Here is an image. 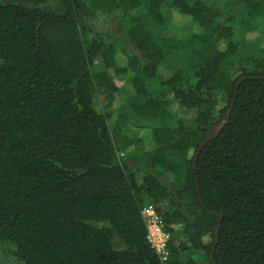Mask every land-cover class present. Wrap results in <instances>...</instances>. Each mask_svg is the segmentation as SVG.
<instances>
[{
  "label": "trees",
  "instance_id": "obj_1",
  "mask_svg": "<svg viewBox=\"0 0 264 264\" xmlns=\"http://www.w3.org/2000/svg\"><path fill=\"white\" fill-rule=\"evenodd\" d=\"M48 1L0 0V246L20 264H264V45L245 46L264 0Z\"/></svg>",
  "mask_w": 264,
  "mask_h": 264
},
{
  "label": "rangeland",
  "instance_id": "obj_2",
  "mask_svg": "<svg viewBox=\"0 0 264 264\" xmlns=\"http://www.w3.org/2000/svg\"><path fill=\"white\" fill-rule=\"evenodd\" d=\"M218 2H224L226 3L227 0H217ZM213 3V1H212ZM46 6L54 11L61 12L64 9V5L61 0H49ZM171 15V14H170ZM174 17V21L176 22L177 26L181 31H186L188 29L192 28V24L188 22L187 20L181 18L180 16H177L176 13H174L172 16ZM96 27L99 30L102 31H114V26L105 24L102 22H96ZM258 34V33H257ZM257 35H251L250 39L245 42V46L248 49L251 50H259L261 46L264 45V38L263 39H257ZM130 51L135 52V46L133 44L128 45ZM137 51V50H136ZM121 84H123V81L118 80ZM111 102L110 95L108 93V90L105 88H101L100 92H98V99L96 102V106L100 111H105L108 105ZM122 101L119 96H117L116 100L113 102L114 107H122ZM195 113H192L190 115V122L194 120ZM145 122L142 118L132 117L130 123L128 124L126 131L127 133L134 138H143L146 139V142H149V128L144 127ZM136 147H132L131 150H135ZM134 167H137V165L133 164ZM139 175H143L144 172L140 171L138 173ZM13 245L10 243H5L0 246V264H20V262L14 257L12 253Z\"/></svg>",
  "mask_w": 264,
  "mask_h": 264
},
{
  "label": "built area",
  "instance_id": "obj_3",
  "mask_svg": "<svg viewBox=\"0 0 264 264\" xmlns=\"http://www.w3.org/2000/svg\"><path fill=\"white\" fill-rule=\"evenodd\" d=\"M142 214L147 226V238L150 244L162 261H167L170 257L171 233L165 228L161 214L152 205L144 207Z\"/></svg>",
  "mask_w": 264,
  "mask_h": 264
},
{
  "label": "water",
  "instance_id": "obj_4",
  "mask_svg": "<svg viewBox=\"0 0 264 264\" xmlns=\"http://www.w3.org/2000/svg\"><path fill=\"white\" fill-rule=\"evenodd\" d=\"M243 79H245V78L240 79L239 82H238V85H237V88H236V94H235V97H234V100H233L232 106H231L229 112L226 114L225 119H224L222 122L213 125V126L208 130L206 137H205L204 140L201 142V144H200V146H199V148H198V152H197L196 159H197L198 156L201 154L203 148H204L209 142H211L215 137H217V136L221 133V131L223 130V128H224V126L226 125V123L230 120L231 112L233 111V109H234V107H235V103H236V99H237V92H238V89H239L240 84H241V82L243 81ZM200 200H201L203 206H204L205 208H207V206H206V204L203 202L201 196H200ZM209 212H211V213H215V212H212V211H210V210H209ZM219 216H220V222H219V227H220V226H221V223H222L223 215H222V214H219ZM219 227H218V229H219ZM217 232H218V231H217ZM218 239H219V237H218V234H217L216 242H215V244H214V246H213V251H212V255H211L213 261H214V251H215V249H216ZM215 264H216V263H215Z\"/></svg>",
  "mask_w": 264,
  "mask_h": 264
}]
</instances>
